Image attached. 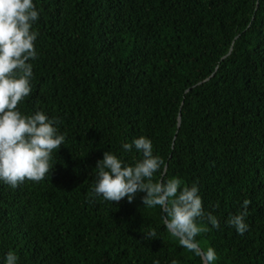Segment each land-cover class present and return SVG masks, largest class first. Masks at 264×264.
Segmentation results:
<instances>
[{"label": "trees", "instance_id": "16d2710c", "mask_svg": "<svg viewBox=\"0 0 264 264\" xmlns=\"http://www.w3.org/2000/svg\"><path fill=\"white\" fill-rule=\"evenodd\" d=\"M33 4L37 56L17 109L43 110L65 139L43 179L0 183V259L204 264L167 232L159 206H143L144 193L112 203L91 191L102 153L131 163L139 154L121 144L145 136L162 161L152 180L196 184L216 217V228L199 219L195 237L214 249L212 264H264V0ZM240 211L243 234L225 223Z\"/></svg>", "mask_w": 264, "mask_h": 264}, {"label": "clouds", "instance_id": "9594fccd", "mask_svg": "<svg viewBox=\"0 0 264 264\" xmlns=\"http://www.w3.org/2000/svg\"><path fill=\"white\" fill-rule=\"evenodd\" d=\"M38 19L33 0H0V183L15 188L24 180L40 181L50 169V155L58 149L65 137L57 131L56 120L43 110L22 114L17 109L31 92L32 64L37 56L34 41L37 33L32 25ZM124 152L135 150L140 159L125 162L111 151H104L95 165L92 193L110 202L122 198L131 202L137 192L144 193L143 206H159L164 215V228L183 248L196 256L203 254L206 264L216 260L212 247L202 250L195 237L205 229L198 223L206 219L216 228L218 221L202 209L196 184L182 186L176 177L166 181H153V174L162 161L153 155L150 139L133 138L121 144ZM248 201L242 204L246 207ZM245 211L230 216L226 225L243 234L248 225ZM149 237L154 232L149 231ZM0 264H17L12 252L4 254ZM152 264H158L153 261ZM170 264H178L175 259Z\"/></svg>", "mask_w": 264, "mask_h": 264}, {"label": "water", "instance_id": "95a60500", "mask_svg": "<svg viewBox=\"0 0 264 264\" xmlns=\"http://www.w3.org/2000/svg\"><path fill=\"white\" fill-rule=\"evenodd\" d=\"M200 84H201V83H199V85H200ZM188 91H190V89H187L185 92H188ZM177 123H178V128H179V127H180V123H181L180 115H178V117H177ZM201 256H202V259H203L204 264H206V262L204 261L203 254H201Z\"/></svg>", "mask_w": 264, "mask_h": 264}]
</instances>
